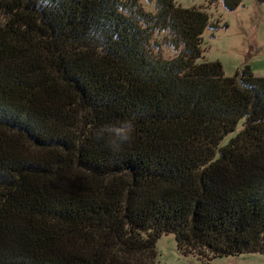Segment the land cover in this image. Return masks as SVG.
<instances>
[{"label": "trees", "instance_id": "1", "mask_svg": "<svg viewBox=\"0 0 264 264\" xmlns=\"http://www.w3.org/2000/svg\"><path fill=\"white\" fill-rule=\"evenodd\" d=\"M206 29L176 0H0V264H155L166 235L264 257V78Z\"/></svg>", "mask_w": 264, "mask_h": 264}, {"label": "rangeland", "instance_id": "2", "mask_svg": "<svg viewBox=\"0 0 264 264\" xmlns=\"http://www.w3.org/2000/svg\"><path fill=\"white\" fill-rule=\"evenodd\" d=\"M182 8H197L206 13L216 30L206 29L202 35L204 57L221 64L226 77H234L248 66L255 77L264 78V2L244 0L234 11H227L220 2L205 0H176ZM226 26V27H224ZM159 42L161 38L155 37ZM162 44V43H161ZM162 56L172 53L161 48ZM155 264H264L258 254L217 258L211 261L182 256L172 235L162 236L156 244Z\"/></svg>", "mask_w": 264, "mask_h": 264}]
</instances>
